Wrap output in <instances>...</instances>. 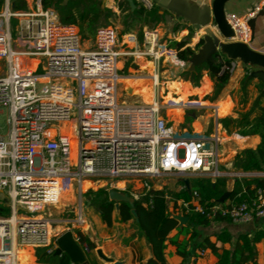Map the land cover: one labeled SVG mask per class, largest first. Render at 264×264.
Instances as JSON below:
<instances>
[{"label":"built area","instance_id":"2783aa9c","mask_svg":"<svg viewBox=\"0 0 264 264\" xmlns=\"http://www.w3.org/2000/svg\"><path fill=\"white\" fill-rule=\"evenodd\" d=\"M24 1L28 8L16 10L13 0H0V108L8 110V138L0 137V197L11 208L10 217L0 218V264H25L29 246L55 252L60 235L52 237L45 209L58 205L74 184L220 175L218 138L177 131L162 114L158 73L167 57L155 30L145 29L140 43L134 32L120 36L117 26H104L96 31L93 48L83 49L75 25L59 22L43 0ZM135 1L145 11L155 8L153 0ZM263 4L244 16L226 14L234 34L228 42L249 44V22ZM140 59L155 70L153 102L120 103V61ZM241 65L228 60L221 73L231 77ZM75 108L78 117L72 118ZM194 197L199 200L197 193ZM194 210L251 223L264 218L263 193L258 190L251 204ZM68 223L71 233L84 228L81 214ZM74 239L85 255L92 251L79 235Z\"/></svg>","mask_w":264,"mask_h":264},{"label":"crops","instance_id":"0c3cea01","mask_svg":"<svg viewBox=\"0 0 264 264\" xmlns=\"http://www.w3.org/2000/svg\"><path fill=\"white\" fill-rule=\"evenodd\" d=\"M122 1L126 0H108L106 8H108V10H110L112 13L115 12L120 15H122L123 12L128 15L129 10L131 13H133L128 2L126 1V5L122 3ZM153 1L155 3V9L161 17V23L155 25L154 27H149L143 24V31L145 29H152L157 32L161 45L163 46L162 51L166 54L167 57L165 62H168L169 58H174L176 60V64L179 67L183 68L182 73L184 75L185 72H188L189 64L188 62H184L177 57L176 47H173L172 45L183 44L182 49H191L192 51H194L195 54L204 44L203 39L206 35V31L209 30L219 37L216 29L212 26V3L214 0ZM135 4L136 10H138L139 6L136 1ZM258 4L259 2L255 0H230L225 6V12L226 14L234 13L239 16H244ZM28 6L29 4L27 2V8ZM252 19L256 20L254 24V30L251 31V40L248 46L254 51L264 55V16L258 17L256 14ZM143 31L141 33L142 40L136 33L140 43L143 42ZM221 41L223 40L221 39ZM142 62L149 64V66H151L150 64H152L148 60L140 59L136 65L142 68ZM260 74L264 75V71L256 67H247L241 65L237 69L235 74L231 76L228 83L225 84L220 90L218 94L219 98H217V103L216 105H214L213 108L215 109L216 113L222 116V118L230 117L233 119H239L243 114L249 112L252 109H254L253 117L256 116L259 112H261L264 109V81L260 77H258ZM147 79L151 80V76L147 77V75L145 74L143 79L136 77H122L119 79V81L124 83L126 81L143 83V86L137 92H139L141 95L147 96L148 94L149 96L151 95V92L147 87H145V85L148 84L149 81ZM202 81L204 87H207L208 85L213 87V84L215 86V83L211 79L209 72L206 70L202 72ZM165 84L168 85L167 89L170 88V91H175L176 94L180 93L181 84L178 80H175L173 82H168L165 80ZM200 90L201 89L199 88L192 89V91ZM236 93H240L243 97L242 99L244 100V104L242 106H244L245 104L247 106L245 112L238 115L236 113L238 108L236 109V104L233 100V96H235ZM206 94L208 93L206 92ZM152 96L153 94L151 95V97ZM196 96H199V101L201 103H205L204 100H200V95ZM247 96L249 99H246ZM182 98L183 97L179 99ZM197 101L198 100H194V102ZM171 105L173 110L181 112L183 111V115L186 114V108H183L184 106H182L181 104L175 106L174 104ZM194 125L195 124H193V128ZM220 127H222L221 123ZM199 128L205 129V126L201 124L199 125ZM222 130L224 131L225 136L222 138L218 137V146L220 151L219 166L221 168L223 167L226 170H229V168L235 170L233 168V162L235 157L246 149H256L257 146L260 144L261 139L259 136L243 137L236 133L229 134L232 135V137H229L227 131L224 130L223 127ZM223 175L230 176L229 173ZM167 176L171 177L174 175ZM257 177L264 178V176ZM126 182L135 181H121L117 183L118 187H116L115 190L119 191L120 193H123L126 189V186L124 185L123 187H120V184H125ZM183 183V187L173 190L167 189L166 184L164 183L161 184L158 181H152V183L147 185H145V183H141V188H133L130 189L128 192H131L132 195L135 194L142 196L149 189H152L153 191L169 190L172 192H180L182 190H185V188L189 189V186L186 185L185 182ZM226 188L227 191H233L234 189L229 188L228 183ZM81 215L84 221V228L82 230H77L72 234L75 238L76 235H78L79 231L85 233L84 235H86L95 245L96 248L94 250L92 249L90 253L86 254V258L89 261V264H147L152 259L151 250L138 227L136 219H132L128 222L121 221L119 217L118 205H116V208L113 212V223L111 227H107L103 223L99 211L96 207L92 205L86 206L84 209H82ZM68 221H70V219L60 220L61 227L59 228H63V230H54L52 232V237L65 233L70 227ZM260 228L264 229V218L246 224L224 222L213 223L208 227H197V238L191 243V248L188 251V254L185 258V262L183 264H193L192 259L195 249L197 248L201 240L206 236L216 235L226 230L230 233L232 237L236 238L241 234L253 233L254 231ZM257 247V264H264V240L260 244H258ZM97 249H101L103 255L107 257L110 261L105 262L100 259L96 254ZM23 254V260L25 261V264H55L54 258L49 259L50 255L41 259L36 255L27 258V249H24ZM167 256L169 264H182V259L176 255L175 247L171 245L168 246ZM215 262L216 257L212 253L207 252V255L204 258L198 260L196 264H214Z\"/></svg>","mask_w":264,"mask_h":264},{"label":"trees","instance_id":"16d2710c","mask_svg":"<svg viewBox=\"0 0 264 264\" xmlns=\"http://www.w3.org/2000/svg\"><path fill=\"white\" fill-rule=\"evenodd\" d=\"M76 1L78 0H70L68 6L60 8L59 1L43 0V7L46 10L53 8L60 16L61 23L74 25L72 11L79 4ZM122 3L127 5L126 1H122ZM14 6L16 10L27 9V3L24 0H18ZM107 10L100 7L97 13L99 16L102 13H105V15L110 14L111 11ZM128 14L140 18L142 23L149 27H154L161 23V17L155 8L151 11L139 8L133 13L129 10ZM104 26H99L98 29ZM139 38L142 40V34L139 35ZM172 46L176 47L177 57L184 62H187L194 55V51L191 49H182L183 44H173ZM214 60V62H208L197 67L194 72H185L184 76L197 87L202 78V72L204 70L208 71L215 83L218 95L231 77L226 73H221V67L228 62V59L225 56L217 55ZM125 83L136 91L143 86V83L140 82L126 81ZM165 101L170 105L174 104L172 97L168 100L165 99ZM253 114L254 109L243 114L239 119L222 118L220 123L228 134L236 133L243 137H260L261 142L256 149H246L235 157L233 168L245 173H264V109L254 117ZM226 187L225 178H218L214 182L209 179H192L189 182V189L180 192L169 190L153 191L149 189L137 200L127 194L132 201V205L126 202L111 201L108 191H103L97 194V199L94 200L95 203L92 206L97 208L103 223L107 227L112 226V216L116 205H118L121 221L128 222L136 219L138 227L152 253V259L147 264H169L167 256L169 245L175 247L176 255L182 259L183 264L191 248V243L197 238V227H208L213 223L231 222L228 217H223L220 213H217L213 218L196 213L194 209L197 205L203 206L207 210L215 205L228 208L241 203L251 204L257 200L258 190H262L264 198V178H242L237 180L229 197L222 201V197L227 193ZM86 189L91 188L88 187ZM194 193L198 194L199 200L194 197ZM185 205L188 206V213H186ZM10 216L11 208L8 200L0 197V218H8ZM179 216L187 217V223L182 224L177 218ZM78 235L91 249L94 250L96 248L82 232L79 231ZM263 240L264 229L261 228L253 233L241 234L236 238L232 237L226 230L216 235L206 236L195 249L192 259L193 264L204 258L207 252L212 253L216 257L214 264H257V246ZM39 249L27 248V258L36 255L41 259L48 256L46 251ZM51 257L54 258L55 264H71L69 258L64 254L60 257H54L52 254Z\"/></svg>","mask_w":264,"mask_h":264},{"label":"rangeland","instance_id":"374dc122","mask_svg":"<svg viewBox=\"0 0 264 264\" xmlns=\"http://www.w3.org/2000/svg\"><path fill=\"white\" fill-rule=\"evenodd\" d=\"M18 0H13V3H16ZM60 2V8L68 6V3L70 0H55ZM103 2V0H78L79 4H77V7L73 9L72 16L74 17V25L79 31V35L81 38V44L83 49L87 48H93L94 45V39L96 35V30L99 26H117L119 28V34L120 36L125 35L129 32H134L140 35L143 31V23L140 20V18H137L136 16H130L123 12L122 15L117 13H110L105 15V13L101 14V16L98 15V8H105L106 10V4ZM56 16L57 20L61 22V18L58 15L57 12L53 8L50 9ZM108 11V10H107ZM110 11V10H109ZM99 16V17H98ZM97 17V18H96ZM12 33L13 37H16V21H12ZM119 64L120 72L119 75L124 77H136L143 79L144 75L146 74L147 77L152 76L155 73V70L152 68L153 66H149V64H146L142 62V68L138 67L136 64H132L130 62L126 61H120ZM36 64V62H35ZM250 67V66H247ZM183 68L179 67L176 64V60L174 58H169L168 62H165L161 64L160 70H159V79H160V103L165 108L162 111V114L166 118V120L169 122L171 126H173L174 129L177 131L189 133V134H201L205 137H212V138H222L225 136L224 131L222 130V127H220V118L222 116L218 115L215 111L214 105H216V100L219 98L217 95V88L214 86H207L204 87L202 78L196 87L192 83H190L189 80L186 79V77L182 73ZM167 78V79H166ZM146 79V78H145ZM149 80V79H147ZM165 80L168 82H173L175 80H178L181 84V91L180 93H175V91H170L167 89V84H165ZM170 80V81H169ZM120 82V85L118 87V99L120 103H126V104H149L153 102L154 99V93L155 89L152 85V82L149 80L148 84L145 85L150 92L151 95L145 96L141 95L136 90L130 88L128 84L124 82ZM199 88L200 91H192V89ZM211 88V90H210ZM206 92L208 94H206ZM200 95L201 101L204 100L205 103H201L199 101ZM249 95V94H248ZM167 97V98H166ZM174 99V106L175 105H182L185 109L186 114L183 115V111H177L173 110L172 105L167 103L165 101L169 98ZM183 97L182 99H179ZM240 93H236L235 96H233V100L236 104V113L242 114L246 110V104H244V100L242 99ZM149 99V100H148ZM245 99V98H244ZM246 99H249L248 96ZM194 100H198L197 102H194ZM242 106V107H241ZM179 115V116H178ZM78 117V109L75 108L72 112V118ZM7 118H8V110L4 108H0V137H3L5 139L8 138V125H7ZM193 124L194 128H193ZM203 124L205 126V129L199 128V125ZM196 130V131H194ZM205 132V133H200ZM229 137H232V135H229ZM220 175L219 176H180V175H174L171 177L161 176L153 179H146L141 183H147L150 184L152 181H158L161 184H166L167 189H173L176 190L177 188L183 187V182L186 180L188 183L192 179H209L212 182L216 181L218 178H225L226 182L229 184V188H234L235 183L237 180L242 178H256V176H247V177H240L238 175H230L226 176L223 174H240L245 173L242 171L233 170L232 168H229V170L221 168L219 166ZM213 173V171H211ZM250 174H256L258 172H248ZM263 178V177H259ZM122 180H113L109 181L108 179H99V180H86L82 183V187L74 184L73 191H68L66 189L63 191V196L60 201V203L53 207H48L45 209L44 216L52 221L51 228L53 230H59L62 231L63 228H59L60 226V220H66V219H76V217L81 214L82 209H84L86 206L94 205V200L97 199V194L108 191L110 189H115L118 187L117 183L121 182ZM141 183L137 182H126L125 184H121L120 187L126 186V189L121 194H129L132 195L131 192H128L130 189H139L141 188ZM112 184V188L110 186ZM91 189H86V188ZM185 188V186H184ZM134 189V190H135ZM186 189V188H185ZM128 192V193H127ZM227 192H232L231 190ZM72 216V217H71ZM59 228V229H58ZM49 259H52L51 255L49 256ZM49 261V260H48Z\"/></svg>","mask_w":264,"mask_h":264},{"label":"water","instance_id":"95a60500","mask_svg":"<svg viewBox=\"0 0 264 264\" xmlns=\"http://www.w3.org/2000/svg\"><path fill=\"white\" fill-rule=\"evenodd\" d=\"M106 0H103L105 3ZM132 10L134 12L136 10V4L134 0H126ZM230 0H214L212 3V26L216 29L217 34L221 39L212 33L211 31H206V35L204 37V44L198 50L197 53L192 55L188 60L189 68L188 72H194L195 69L199 66H202L208 62H214V57L217 55L225 56L228 60H239L244 66L256 67L264 71V55L260 54L253 49H251L247 44L243 43H234L228 42L233 38L234 34L230 26L226 21V12L225 6ZM257 2H264V0H255ZM257 16H264V4L262 5L260 11L257 13ZM256 19H251L249 22L251 31L254 30V24ZM260 77L264 81V75L260 74ZM230 175H238L242 177L247 176H264V173H240V174H230ZM185 176V175H181ZM185 184L189 186L188 181H185ZM231 193L227 192L223 197L222 201L227 199ZM108 195L111 201L115 202H126L132 205V201L127 194H121L119 191L115 189H110L108 191ZM133 215L136 217V214L133 212ZM178 220L185 224L188 221L187 217L179 216ZM57 249L53 253L55 257H60L63 254L66 255L71 264H89V261L86 258L83 250L80 245L75 241L73 234L69 231L60 235L57 240ZM97 256L105 262H109L110 260L105 257L101 251V249H97Z\"/></svg>","mask_w":264,"mask_h":264},{"label":"bare ground","instance_id":"6f19581e","mask_svg":"<svg viewBox=\"0 0 264 264\" xmlns=\"http://www.w3.org/2000/svg\"><path fill=\"white\" fill-rule=\"evenodd\" d=\"M150 65L152 66V64H150ZM120 185H121V184H120ZM122 185H123V184H122ZM122 185H121V186H122ZM29 247H31V246H29ZM29 247H28V248H29Z\"/></svg>","mask_w":264,"mask_h":264}]
</instances>
